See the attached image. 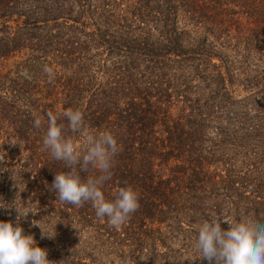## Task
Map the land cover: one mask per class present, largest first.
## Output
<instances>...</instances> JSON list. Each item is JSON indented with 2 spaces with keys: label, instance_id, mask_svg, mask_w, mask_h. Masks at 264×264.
I'll list each match as a JSON object with an SVG mask.
<instances>
[{
  "label": "trees",
  "instance_id": "16d2710c",
  "mask_svg": "<svg viewBox=\"0 0 264 264\" xmlns=\"http://www.w3.org/2000/svg\"><path fill=\"white\" fill-rule=\"evenodd\" d=\"M67 108L122 149L102 188L138 193L120 227L50 188L46 113ZM0 158V221L52 264H207L200 221L264 222V0H0Z\"/></svg>",
  "mask_w": 264,
  "mask_h": 264
},
{
  "label": "clouds",
  "instance_id": "9594fccd",
  "mask_svg": "<svg viewBox=\"0 0 264 264\" xmlns=\"http://www.w3.org/2000/svg\"><path fill=\"white\" fill-rule=\"evenodd\" d=\"M42 70L50 80L54 78L51 68L45 66ZM46 116L42 149L66 169L54 173L50 188L56 198L76 207L90 202L98 218H107L112 227L122 226L138 210L139 197L130 185L118 187L110 200L102 191L105 182L111 179L114 158L122 150L113 133L91 129L78 108L63 111L66 126L58 123L59 117L52 111ZM44 123L43 117H34L35 128ZM74 135L79 136V144ZM90 169L96 174H88ZM81 173L86 175L82 177ZM22 217L19 214L15 224L0 221V264H52L47 250L38 246L32 235L24 234L20 226ZM222 222L227 223V229L221 227ZM196 231L195 247L199 259L207 264H264V222L255 217L227 221L212 216L200 221Z\"/></svg>",
  "mask_w": 264,
  "mask_h": 264
}]
</instances>
